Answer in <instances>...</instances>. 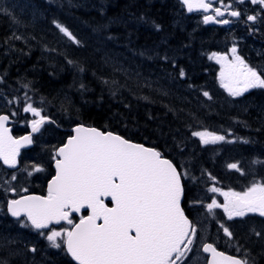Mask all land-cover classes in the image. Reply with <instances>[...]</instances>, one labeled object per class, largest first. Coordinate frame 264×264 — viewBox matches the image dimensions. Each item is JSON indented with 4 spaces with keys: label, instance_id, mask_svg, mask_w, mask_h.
<instances>
[{
    "label": "trees",
    "instance_id": "16d2710c",
    "mask_svg": "<svg viewBox=\"0 0 264 264\" xmlns=\"http://www.w3.org/2000/svg\"><path fill=\"white\" fill-rule=\"evenodd\" d=\"M16 1L0 0V97L18 113L31 103L56 122L59 133L49 134L58 145L82 124L155 148L187 173L188 197L189 186L239 191L264 182V96L251 92L237 107L220 85V64L209 59L226 44L224 28L186 16L176 0ZM205 130L226 139L204 145L192 132ZM44 152L30 150L21 167ZM237 234L264 258L263 240L246 228Z\"/></svg>",
    "mask_w": 264,
    "mask_h": 264
},
{
    "label": "snow or ice",
    "instance_id": "6c2138e0",
    "mask_svg": "<svg viewBox=\"0 0 264 264\" xmlns=\"http://www.w3.org/2000/svg\"><path fill=\"white\" fill-rule=\"evenodd\" d=\"M183 2L189 11L193 10L194 0ZM250 2L264 7V0ZM213 3L221 6L213 7ZM195 7L205 13L211 11V15L204 16L206 24H228V19H217L224 17L225 12L232 17L241 15L239 11H229L230 5H225L223 0H195ZM247 20L255 22L257 16L249 15ZM56 27L79 44L66 27L60 24ZM230 52L231 59L215 53L209 57L221 64V87L233 97L242 96L251 88H264V77L249 67L237 54V48L233 46ZM180 75H184L183 70ZM203 95L211 99L207 91ZM23 111L39 117L31 122L32 133L38 132L46 117L31 103ZM8 120V115H0V161L9 168H16L20 149L31 145L33 139L31 134L18 139L9 135L5 126ZM73 132L74 135L55 150L56 174L48 183L47 195H21L10 199L8 213L18 221L23 217L22 227H30L45 236L52 248L63 247L77 264H185L197 236L196 225L182 207V177L187 173L178 171L172 161L163 158L155 148L133 143L112 132L83 125L75 127ZM192 135L204 145L226 139L224 135L206 130L193 131ZM227 168L244 175L237 163H229ZM33 171L41 172L43 168L34 166ZM210 178L215 181L214 177ZM16 179L12 174L10 180ZM7 191L15 195L17 190L9 187ZM22 191L27 192V189ZM209 191L224 197L223 203L212 198L206 205L210 214L222 208L229 220L250 212L264 216V182H253L240 192L222 191L215 186ZM84 211L87 215L81 214ZM74 214H80L79 222H74ZM64 223L69 227H62ZM55 225L61 227L57 229ZM220 227L226 236L232 237L228 227L224 224ZM202 250L211 254L207 264H248L246 259L217 251L212 243H204ZM31 251L36 252V248Z\"/></svg>",
    "mask_w": 264,
    "mask_h": 264
},
{
    "label": "flooded vegetation",
    "instance_id": "af4514ba",
    "mask_svg": "<svg viewBox=\"0 0 264 264\" xmlns=\"http://www.w3.org/2000/svg\"><path fill=\"white\" fill-rule=\"evenodd\" d=\"M241 11V10H240ZM230 22H232L230 16H226ZM231 19V20H230ZM237 21L235 25H240L241 28H238L237 33L241 36H244V32L246 28H250V24L246 22L245 17L240 15L239 18H233ZM235 23V22H233ZM229 27H233L231 23ZM229 46V45H228ZM233 46L237 48V54L241 56L244 61L249 65V67L255 69L257 73L263 75V67L264 65L258 60L255 61L253 57L247 55L245 53L246 48L242 47L241 45H231L228 49H231ZM241 49V50H240ZM230 51V50H229ZM229 56L232 58L231 52ZM261 67V68H260ZM252 89V88H251ZM249 89L240 97V102L237 103V107H240L248 102H245L251 96L246 93L250 92ZM251 108L255 109V107L251 106ZM15 125L13 126L14 130ZM57 127V128H56ZM58 132L59 127L56 125H49L45 124L40 127V130L35 133L34 140L37 139V136H41L45 133H53L55 134V130ZM28 130H22L18 134L19 136L27 133ZM33 168H25L22 169L23 174H27L29 171H33ZM43 168V167H41ZM12 174L17 176V179L20 178V169L15 171H9L4 168H0V203L1 207L5 209V215L2 219H0V235H3V232H12V234L16 233V241L13 243H17V246L14 245V248L21 249L27 253L26 256L21 258L27 264H77L72 257L67 254L66 250L63 249H55L50 247L49 242L46 240L45 236L40 235L36 230L30 227H22L21 223L23 222L24 218L22 217L20 221L17 219H13L9 217L7 213V201L10 199L19 198L21 195L33 194V195H40L44 196L47 195V187L49 181L55 176V170L53 166H48L43 168L41 172H34L31 176L27 178L26 181L20 184V190L27 189V192L22 191L20 194L16 195H5L2 191V186L7 184L5 181L10 180ZM12 181V185L15 186L18 180ZM19 182V181H18ZM240 191H244L240 190ZM239 191V192H240ZM219 203L224 202V197L222 196L221 200H217ZM108 203V206H111L109 201H105ZM211 202V199L204 200L201 198H189L186 199L183 207L185 208L184 211L187 213V217L196 225L197 227V236H196V243L193 246L192 253L189 254V260L185 261V264H207L210 255L206 254L202 250V245L204 243H212L214 247L220 252H223L226 255L234 256L241 260H247L248 264H264V258L258 257L255 255L253 249H249L243 241L239 238V231L241 229H248L249 233L253 235V238L256 240H263L264 243V216H260L258 213H247L243 217H233V219L229 220L224 213L222 208L214 209L212 214H217L218 212L219 217H216L217 220H212V214L207 211L206 205ZM207 211V215H204V211ZM81 214L87 215V212L84 211ZM79 215L74 214L73 220L74 222H79ZM221 224H224L225 227H228L229 230L232 232V237L229 238L228 236L224 235L223 229L220 227ZM203 226L208 227L207 234L204 235L203 233ZM57 229L61 227V225H55ZM62 227L67 228L69 227L66 223L62 224ZM47 232V230H43ZM261 233L260 236H257L255 233ZM7 244L0 248V264H16L13 261L10 262L9 259L5 258L4 252L2 249H6ZM36 248V252H32L31 249Z\"/></svg>",
    "mask_w": 264,
    "mask_h": 264
},
{
    "label": "rangeland",
    "instance_id": "374dc122",
    "mask_svg": "<svg viewBox=\"0 0 264 264\" xmlns=\"http://www.w3.org/2000/svg\"><path fill=\"white\" fill-rule=\"evenodd\" d=\"M22 1H25V0H22ZM223 2L225 5H230V8H233V10H234V8H238L239 10L241 9L244 12H246L247 15H256L257 16V24L262 22V15H264V7H261L260 5H255L254 7H251L249 5V3L248 4L243 3V5H242V3L239 2V0H223ZM15 3L22 4L21 0H18ZM14 7H16V5ZM22 11H23L22 14L29 13L28 11L27 12L24 10H22ZM236 23L237 22H235L233 24V27L231 29L223 31V36L225 38V41L231 42L232 43L231 45H238L239 44V40L236 39L235 37H232V35H234V32L236 30H239L238 28L242 27V26L240 27V25H235ZM218 24H219V26H221V23H218ZM263 27H264V24H263ZM252 30H253V32H251ZM245 32H246L247 38L243 39L244 41H243L242 47L246 48L247 55H250L254 58H257L264 65V29H263V31H261L258 27L246 28ZM255 35L258 36L256 39L251 38V36H255ZM222 46L224 47L225 45L223 44ZM228 47L225 46L224 50L220 53V56H228V58L231 59V57L229 56V53H230L229 50L230 49H228ZM262 69L264 71V67ZM33 107H36V106L33 105ZM1 110H9L11 112H15L17 118L19 119L18 120L19 123L22 122V120H20V118L22 116L24 117V115H28L29 120L39 119V117L33 116V114L31 112L25 113L24 111L23 112L21 111L20 113H17L15 111V107H13L12 103L7 102L2 97H0V111ZM38 110H40V109H38ZM196 138L200 141V139L198 137H196ZM40 139H42V141L40 143H38V146L40 145L42 148H44L46 146L52 148L58 143V138L54 137L51 134H43ZM42 154H44V153H39L38 157H39L40 161L44 162L45 159L43 158ZM30 162H31L30 156H27V160H26L27 166L30 165ZM0 168H2L1 165H0ZM28 177H29V175H28ZM28 177H26V178H28ZM23 178L24 177L20 176V178L17 179L19 182L17 181V183H15V186L12 185L13 182L11 180H7V181H9V183H7L1 187L3 193L5 195H13V193L10 191H7V189L9 187H15L17 190L16 194H20L22 192V190H20V188H21L20 184L22 182H24ZM209 188H211V187L209 186ZM209 188L207 189L206 192L199 195V198L204 199V200L205 199L209 200V199L215 198L216 200H219V198L222 195H220L219 193L210 192ZM203 211H204V215L208 214L207 211H205V210H203ZM4 215H5V209L3 207H1V203H0V219H2L4 217ZM211 217L213 218L212 220H217L216 217H219V212L217 214H212ZM207 231H208V227L203 226L204 235L207 234ZM16 236H17L16 233L12 234V232L11 233L10 232H3V235H0V248H3L7 244L6 249H2V251L4 252V254L7 255L10 262L13 261L16 264H21V262H23V264L24 263L27 264L26 262L21 260V258L26 256L27 253L25 251H22L21 249L13 247L14 245L17 246V243H13L14 241H16Z\"/></svg>",
    "mask_w": 264,
    "mask_h": 264
},
{
    "label": "water",
    "instance_id": "95a60500",
    "mask_svg": "<svg viewBox=\"0 0 264 264\" xmlns=\"http://www.w3.org/2000/svg\"><path fill=\"white\" fill-rule=\"evenodd\" d=\"M180 4H182L183 6H184V9H185V11H186V13L188 14V15H193V14H195V13H205V12H203L202 10H199L198 8H196L195 7V0H194V6H193V10L192 11H189L188 10V6L187 5H185L184 4V2H183V0H177ZM244 1H247V0H244ZM211 11H209L208 13H206V14H208L209 15V13H210ZM206 24V23H205ZM215 24V22H209V23H207V25H214ZM10 122V119L8 120V122L6 123V128L8 129V132H9V135H11L12 136V134H11V128L10 127H8L7 126V124ZM45 122H49V120L48 119H46V121ZM31 125V124H30ZM43 125V124H42ZM41 125V126H42ZM78 126H80V125H78ZM75 127H77V126H75ZM74 127V128H75ZM86 127V126H85ZM74 128H72V135H74V132H73V129ZM36 133V132H35ZM35 133H32V130H31V135L32 134H35ZM27 135H29V134H27ZM25 136V135H24ZM13 137V136H12ZM14 138V137H13ZM66 142H67V140H66ZM65 142V143H66ZM32 146H33V143L31 144V145H28V146H26V147H23V148H21L20 149V154H19V156L17 157V167H19V158H20V155H21V151L22 150H27V149H30V148H32ZM146 147V146H145ZM0 163L2 164V166H4L5 168H8V169H16V168H9L7 165H4L3 164V162L2 161H0ZM54 169H55V163H54ZM56 171V170H55ZM182 199H183V197H182ZM106 201H109V200H106ZM9 215H10V213H9ZM11 216V215H10ZM12 217V216H11ZM12 218H14V217H12ZM208 254H210V253H208ZM210 259H211V254H210ZM76 262V261H75ZM77 263V262H76Z\"/></svg>",
    "mask_w": 264,
    "mask_h": 264
}]
</instances>
